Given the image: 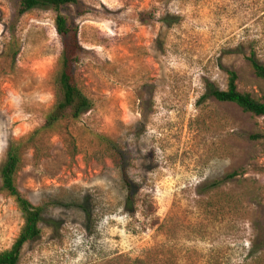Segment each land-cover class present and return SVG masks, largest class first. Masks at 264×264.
I'll return each instance as SVG.
<instances>
[{
  "label": "rangeland",
  "instance_id": "374dc122",
  "mask_svg": "<svg viewBox=\"0 0 264 264\" xmlns=\"http://www.w3.org/2000/svg\"><path fill=\"white\" fill-rule=\"evenodd\" d=\"M17 8L0 0V168L53 105L63 48L53 9ZM60 13L88 51L75 71L93 107L22 153L16 183L43 219L17 264H264V117L205 97L233 70L264 101L247 59L264 65V0H79ZM22 223L0 189V251Z\"/></svg>",
  "mask_w": 264,
  "mask_h": 264
},
{
  "label": "trees",
  "instance_id": "16d2710c",
  "mask_svg": "<svg viewBox=\"0 0 264 264\" xmlns=\"http://www.w3.org/2000/svg\"><path fill=\"white\" fill-rule=\"evenodd\" d=\"M79 0H18V14L22 15L36 7L51 8L56 12L55 28L63 39V48L59 56L57 68L53 74V89L55 100L40 127L35 128L26 136L9 143L6 158L0 168V189L13 198L16 207L21 213L23 220L18 235L12 245L0 251V264H17L20 258L22 247L29 241L37 238L41 232L40 224L43 219V209L34 205L18 189L16 176L21 167V157L25 148L36 147V143L43 131L53 128L60 121L65 119H78L83 113L93 107V101L82 90L76 76L75 65L81 58L88 54L82 48L77 38V26L71 23L60 10L67 5L77 4ZM14 33L11 34V44L14 40ZM16 52H12L14 58ZM84 58V57H83ZM248 61L255 75L264 80V65L260 64L252 56ZM227 84L225 89H220L212 83H207L205 97H213L219 102L233 103L243 112L254 116L264 117V101L255 98L248 92L239 91L237 88V74L233 70H226ZM253 138H260L262 135L255 134ZM106 142L107 138L101 137ZM110 144V142H109ZM121 157V155H119ZM125 185L131 190V182L126 172L122 171ZM131 200V195L127 198Z\"/></svg>",
  "mask_w": 264,
  "mask_h": 264
}]
</instances>
